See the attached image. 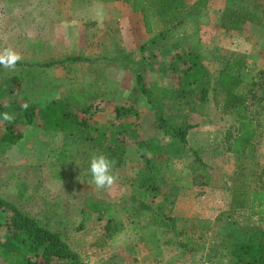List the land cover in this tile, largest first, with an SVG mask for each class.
Returning a JSON list of instances; mask_svg holds the SVG:
<instances>
[{
	"label": "rangeland",
	"instance_id": "374dc122",
	"mask_svg": "<svg viewBox=\"0 0 264 264\" xmlns=\"http://www.w3.org/2000/svg\"><path fill=\"white\" fill-rule=\"evenodd\" d=\"M197 1L202 0H185L186 7ZM204 1L203 7L169 30L161 29L158 16L150 10L153 31L148 32L141 15L120 0H0V51L11 47L22 56L15 70L0 66V135L10 122L5 114L12 116L10 110L16 104L32 102L37 109L34 122L18 124L21 137L0 155V196L60 232L87 264H169V255L165 256L160 245L168 242L178 248L184 244L178 230L164 235L154 226L144 229L150 214H138L135 226L127 229L130 220L122 213L126 206L121 204L117 211L107 202L109 189L99 190L92 181L91 150L92 157L102 152L89 148L84 137L91 138L97 124L101 129L112 127L117 133L113 142L126 149L122 163L134 167L132 171L112 169L118 177L113 190L120 179L140 183L142 157L150 154L144 149L147 135H155L163 146L172 143L168 127L158 123L146 97L138 94L134 103L127 97L138 87L139 74L146 87L161 97L165 123L177 119L192 125L187 145L177 151L165 150L158 158L160 169L175 165L179 167L177 173L183 176L188 170L189 179L199 185L212 189L221 186L226 190L223 200L230 197L239 168L245 185L257 182L256 173L264 165V17L258 24L246 23L241 31L225 32L220 27L225 7L246 8L260 15V6L254 8V0ZM234 52L243 54L245 60L237 92L245 95L246 114L257 131L252 150L241 157L229 148L238 123L224 111L223 93L216 81ZM196 54L202 65L200 76L209 77L205 99L199 84L187 76L189 56ZM68 55H80L83 60L40 65ZM75 87V91L85 90L86 102L91 105L90 112H83L76 103L68 107L76 115L74 121L84 119L86 123L81 127L82 137L46 128L48 105L69 95ZM75 93L70 96L83 97L82 92ZM127 105H133L137 113L122 116L114 110ZM192 150L202 162L195 160ZM166 170L162 173L166 175L164 181ZM97 199L103 200L102 204L94 202ZM109 218L114 221L107 223ZM232 218L227 221H237L244 227L236 231L238 242L247 240L250 230L246 227L259 228L258 238L264 237V216H250L246 211ZM106 225L112 231L110 237L105 236ZM141 237L153 244L152 258L145 253L141 256L135 249ZM218 251L220 255H203V259L189 258L186 262L241 264L233 260L232 252ZM171 257L176 259V251ZM176 261L171 264H179ZM0 264L10 263L0 257ZM52 264L63 263L56 260Z\"/></svg>",
	"mask_w": 264,
	"mask_h": 264
},
{
	"label": "trees",
	"instance_id": "16d2710c",
	"mask_svg": "<svg viewBox=\"0 0 264 264\" xmlns=\"http://www.w3.org/2000/svg\"><path fill=\"white\" fill-rule=\"evenodd\" d=\"M93 1H111V0H93ZM130 5L133 12H138L141 15L143 25L148 32H152L151 13L154 12L160 21L161 29L166 30L176 28L179 24L184 22L187 15L194 13L200 7H203L206 2L204 0L197 1L192 5L186 7L185 0H120ZM252 1V0H246ZM259 2V1H258ZM254 8L260 6L259 12L246 8H229L225 7L222 12L220 27L223 31H241L246 23L258 24L261 18L264 17V0L262 3H257L254 0ZM191 7V8H190ZM150 10H153L150 12ZM188 59V66L190 81L199 84V90L204 96L207 92L206 83H208V76L201 77L200 70L202 65L199 55H191ZM83 60L80 55H68L63 59H51L43 62L42 66H52L54 64H63L67 61L76 62ZM245 66L243 54L232 53L230 58L226 61L224 67L219 72L217 82L223 93V109L225 112L231 114L238 123V132L234 135L231 146L232 152L241 157L247 151H251L254 146V138L257 133L256 125L252 118L246 114V97L237 92V88L241 84L239 79V72ZM142 75H138L136 82L138 87H134L133 91L128 94V99L134 103L138 99V94L146 97L147 101L153 107L157 121L160 125L166 124L171 136L172 143L165 146L157 143L154 139L146 141V149L152 153L150 155H143V170L140 174V183L142 186H147L151 190H158V185L155 178H163L162 173L157 169L158 158L166 150L179 149L187 145L188 128L192 125L183 121H176L174 117L173 123H165L163 119V105L160 101L161 97L154 93L149 87H146L142 81ZM74 89V88H73ZM75 94L83 93V97H71L70 94L63 96L61 99L52 101L47 109L46 128L56 130H66L69 133H75L81 136L82 126L86 125L84 119L75 120V114L69 110V104H77L83 112H90V104L86 102V95L84 91H75ZM166 90L165 92H167ZM170 92V91H169ZM171 95L168 93L167 96ZM202 97V96H201ZM206 96H204V99ZM27 104V109L22 106ZM23 105L16 104L10 112L14 119L5 125L3 133L0 135V155L8 147L14 145L21 137V133L17 129L18 124L26 125L34 122L37 116L36 104L29 102ZM114 110L118 115L126 116L127 113H137L133 105L118 106ZM100 128V129H99ZM96 130V131H95ZM94 135L88 140L89 148H98L103 154L110 159L116 161L114 167L120 166L123 162V145H116L113 142L117 136L114 134L112 127L101 126L95 128ZM110 132V134H109ZM112 135V136H111ZM82 137V136H81ZM80 138V137H79ZM109 138H112L109 140ZM110 141V142H109ZM174 146V147H173ZM177 151V150H176ZM195 160L200 161V157L196 150H192ZM257 182L253 185H245L243 180V172L239 168L234 177V185L231 187L230 206L228 208L229 214H235L238 211H247L250 216H264V165L256 173ZM98 207L97 203H94ZM114 221V218H109L107 223ZM108 225V224H107ZM105 226V236H112V231ZM248 238L245 241H240L236 247L235 260L241 264H264V237L258 238L259 228H249ZM116 230V229H115ZM0 257L10 264H52L56 260L63 264H87L80 258L79 254L74 251L64 236L56 231L42 225L39 220L24 211H22L16 204L10 202L0 196Z\"/></svg>",
	"mask_w": 264,
	"mask_h": 264
},
{
	"label": "crops",
	"instance_id": "0c3cea01",
	"mask_svg": "<svg viewBox=\"0 0 264 264\" xmlns=\"http://www.w3.org/2000/svg\"><path fill=\"white\" fill-rule=\"evenodd\" d=\"M97 127H99V124H97ZM154 137L155 135H147L145 140H155ZM111 139L112 138H109V140ZM157 143L162 145L161 142ZM146 146L147 145L144 146V149L151 154L152 152L146 149ZM94 150L101 152L98 148H94ZM125 150L124 148L122 152L123 160ZM141 153L143 154V152ZM156 167L160 173L166 170V167L160 169L158 164ZM114 168L124 169L125 171L134 170V167L131 165H124L123 163ZM177 168L179 167L171 165L166 170L167 181L162 180L163 178H155V182L158 185V190L156 191L149 189L145 185L142 186L141 183L135 185L133 184L134 182L127 181V179H120L118 186L114 190L111 188L108 190L107 202H111V206H115L117 211H120L119 208H122L121 204L126 206L122 213L125 218H129L130 220V223H126L127 229L135 226V220L138 214H150V221L145 223L146 227L142 225L144 229L154 226V228L159 229L160 233L164 235L172 233L174 230L182 232L184 236L183 246L181 245L176 248L168 242L165 246L159 244L160 247L163 248L162 250L165 256L169 255L166 259V262L169 264L176 260L179 261V264H187L186 260L189 258H200L203 255L210 257L213 254L220 255L218 251L220 249L232 252L233 260H235L234 255L236 243L238 242L235 239L236 231L244 227L239 226L241 223L237 221L228 222L227 219L234 220L232 217L235 216V218H237L241 213L246 211H238L235 214H229L227 211L230 206V197L224 200L222 199V192L226 191L225 189L221 186L212 189L207 185H199V183L189 179L188 170H185L186 173L181 176L177 173L179 171L176 170ZM139 169L141 172L144 171L143 164L139 166ZM163 174H161L162 177L166 178V175ZM96 201L99 204L103 202V200L99 199L94 202ZM140 241L141 243H139V246L135 247V249L141 251V256L145 253L152 258L155 249L153 244L150 245L145 237H141ZM160 242L163 243V241ZM239 243L240 241L237 244L239 245ZM229 244H232L231 249ZM212 245L215 247L213 248ZM157 246L158 245H155L156 248ZM174 251H176V259L171 257ZM180 254L183 255V260H181ZM178 261H176V263ZM230 263L235 264V261H231ZM218 264L222 263L219 262Z\"/></svg>",
	"mask_w": 264,
	"mask_h": 264
},
{
	"label": "clouds",
	"instance_id": "9594fccd",
	"mask_svg": "<svg viewBox=\"0 0 264 264\" xmlns=\"http://www.w3.org/2000/svg\"><path fill=\"white\" fill-rule=\"evenodd\" d=\"M21 59L22 56L20 53L11 47L4 48L0 51V66H3L5 69L15 70L17 63L21 61ZM22 107L27 109L28 105L25 104ZM4 118L9 121L14 119V117L9 114H5ZM115 164V160L110 159L103 153L91 157L89 169L92 181L97 189H110L116 183L118 177L112 172Z\"/></svg>",
	"mask_w": 264,
	"mask_h": 264
},
{
	"label": "built area",
	"instance_id": "2783aa9c",
	"mask_svg": "<svg viewBox=\"0 0 264 264\" xmlns=\"http://www.w3.org/2000/svg\"><path fill=\"white\" fill-rule=\"evenodd\" d=\"M200 264H212V263H210V262L207 261V260H203Z\"/></svg>",
	"mask_w": 264,
	"mask_h": 264
}]
</instances>
